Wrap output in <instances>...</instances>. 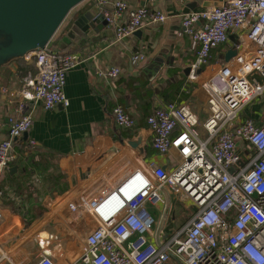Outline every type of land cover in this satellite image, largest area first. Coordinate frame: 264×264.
Returning a JSON list of instances; mask_svg holds the SVG:
<instances>
[{"label":"built area","instance_id":"obj_1","mask_svg":"<svg viewBox=\"0 0 264 264\" xmlns=\"http://www.w3.org/2000/svg\"><path fill=\"white\" fill-rule=\"evenodd\" d=\"M91 1L115 42L166 19L156 6L129 10L126 0L112 5L109 0ZM181 26L198 47L193 73L208 66L211 51L226 44L230 34L236 39L235 56L204 84L208 117L202 131L185 104L156 106L146 117L151 146L159 155L174 151V168L122 157L110 177L76 196L68 204L69 219L87 217L93 227L85 235V250L69 264H264V120L244 117L246 108L264 96V0H225L218 7L185 14ZM25 59L34 63L36 72L23 79L20 116L9 119L7 138L0 141V176L14 161V142L31 128L28 105L68 107L66 76L82 64L78 54L53 50L50 44ZM145 59V47L131 58L134 63ZM97 75L112 81L120 70L112 67ZM112 115L118 127H135L123 106H115ZM164 189L190 203L193 212L187 223L156 244L157 219L149 208L163 202ZM2 262L54 264L47 256L28 262L0 251Z\"/></svg>","mask_w":264,"mask_h":264},{"label":"crops","instance_id":"obj_2","mask_svg":"<svg viewBox=\"0 0 264 264\" xmlns=\"http://www.w3.org/2000/svg\"><path fill=\"white\" fill-rule=\"evenodd\" d=\"M116 1L109 0L111 5ZM126 1L129 10L156 6L166 15L165 22L146 25L139 31L140 36L121 42H115L113 32L104 27V35L100 32L95 36L100 38L99 43L91 44L87 39L84 45L77 41L60 50L57 44L71 22L94 6L93 1L86 0L71 11L63 33L50 43L53 50L78 54L82 64L66 76L64 94L68 107L44 110L39 105L33 109L28 105L31 128L27 138L22 136L14 142V161L0 176L3 253H16L17 259L26 257L28 262L47 256L54 264L73 263L85 250V235L93 227L87 217L69 219L68 204L76 196L110 177L107 175L117 170L122 157L171 171L177 154H157L146 125V117L156 106L166 102L185 104L197 116L202 131L201 125L208 117V91L204 84L215 79L236 39L230 34L226 44L211 51L208 66L193 73L190 67L198 47L184 32L181 21L191 11L214 7L225 0ZM141 47H145L146 59L132 62V56ZM112 67L120 70L117 79L98 77V71ZM35 72L34 63L26 59L9 63L1 72L0 141L7 138L9 119L20 116L17 107L23 79ZM191 76H195L194 80H190ZM117 105L133 118V129L118 127L112 115ZM244 117L257 123L264 120V96L245 110ZM167 190L160 193L165 199ZM162 227L159 220L156 244L166 237Z\"/></svg>","mask_w":264,"mask_h":264},{"label":"water","instance_id":"obj_3","mask_svg":"<svg viewBox=\"0 0 264 264\" xmlns=\"http://www.w3.org/2000/svg\"><path fill=\"white\" fill-rule=\"evenodd\" d=\"M85 1L0 0V74L9 63L48 46L70 12ZM105 9L113 10L111 5ZM104 27L103 15L92 6L71 22L57 47L65 50L77 41L84 45L87 39L91 44L99 43L100 38L95 36L100 32L104 35ZM135 36H140L139 31ZM234 56L233 50L228 51L225 61ZM23 136L27 138V134Z\"/></svg>","mask_w":264,"mask_h":264},{"label":"rangeland","instance_id":"obj_4","mask_svg":"<svg viewBox=\"0 0 264 264\" xmlns=\"http://www.w3.org/2000/svg\"><path fill=\"white\" fill-rule=\"evenodd\" d=\"M72 12H70L69 16L72 14ZM68 17L65 19V21L55 34V39L63 33V29L69 21ZM246 109L248 110V107ZM168 190V199H165V197L162 196L163 202L159 204L158 207L149 208V210L153 212L157 219V222L161 220V222L163 223L162 230L164 232V235L170 237L176 231L174 229H176L178 225L182 226L190 220V214L193 212V208L190 207V203L186 202L178 196L173 195V193H171L172 191ZM172 226L174 229H172Z\"/></svg>","mask_w":264,"mask_h":264},{"label":"trees","instance_id":"obj_5","mask_svg":"<svg viewBox=\"0 0 264 264\" xmlns=\"http://www.w3.org/2000/svg\"><path fill=\"white\" fill-rule=\"evenodd\" d=\"M66 53H70V52H66Z\"/></svg>","mask_w":264,"mask_h":264}]
</instances>
